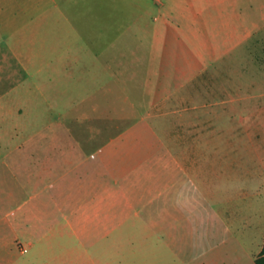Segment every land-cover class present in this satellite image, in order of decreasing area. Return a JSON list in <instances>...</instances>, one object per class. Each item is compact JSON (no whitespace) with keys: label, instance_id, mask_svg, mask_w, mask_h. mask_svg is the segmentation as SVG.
<instances>
[{"label":"rangeland","instance_id":"rangeland-1","mask_svg":"<svg viewBox=\"0 0 264 264\" xmlns=\"http://www.w3.org/2000/svg\"><path fill=\"white\" fill-rule=\"evenodd\" d=\"M22 1L39 7L35 41L47 53L55 40L57 66L25 133L84 112L106 137L144 116L120 161L199 168L186 213H264V0ZM250 181L259 192L222 190Z\"/></svg>","mask_w":264,"mask_h":264},{"label":"crops","instance_id":"crops-1","mask_svg":"<svg viewBox=\"0 0 264 264\" xmlns=\"http://www.w3.org/2000/svg\"><path fill=\"white\" fill-rule=\"evenodd\" d=\"M39 11L0 0V264H257L263 208L255 222L186 213L199 168L120 161L144 116L106 137L84 112L25 133L57 67L55 40L47 53L35 41Z\"/></svg>","mask_w":264,"mask_h":264},{"label":"clouds","instance_id":"clouds-1","mask_svg":"<svg viewBox=\"0 0 264 264\" xmlns=\"http://www.w3.org/2000/svg\"><path fill=\"white\" fill-rule=\"evenodd\" d=\"M247 188V190L253 194L257 193L261 189V182L250 181V182H241L239 184L226 185L222 190L224 191H234Z\"/></svg>","mask_w":264,"mask_h":264},{"label":"trees","instance_id":"trees-1","mask_svg":"<svg viewBox=\"0 0 264 264\" xmlns=\"http://www.w3.org/2000/svg\"><path fill=\"white\" fill-rule=\"evenodd\" d=\"M257 264H264V247L260 253V255L256 259Z\"/></svg>","mask_w":264,"mask_h":264}]
</instances>
